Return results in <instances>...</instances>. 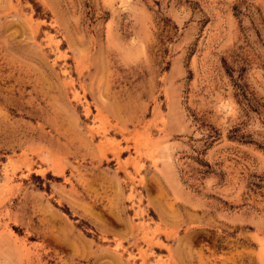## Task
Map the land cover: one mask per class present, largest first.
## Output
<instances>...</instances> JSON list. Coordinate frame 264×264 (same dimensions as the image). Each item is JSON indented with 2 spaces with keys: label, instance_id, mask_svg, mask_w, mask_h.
<instances>
[{
  "label": "rangeland",
  "instance_id": "374dc122",
  "mask_svg": "<svg viewBox=\"0 0 264 264\" xmlns=\"http://www.w3.org/2000/svg\"><path fill=\"white\" fill-rule=\"evenodd\" d=\"M0 264H264V0H0Z\"/></svg>",
  "mask_w": 264,
  "mask_h": 264
}]
</instances>
